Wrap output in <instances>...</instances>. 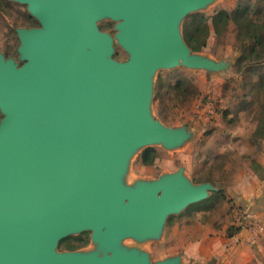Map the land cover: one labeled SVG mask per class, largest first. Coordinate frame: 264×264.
Here are the masks:
<instances>
[{"label":"water","instance_id":"water-1","mask_svg":"<svg viewBox=\"0 0 264 264\" xmlns=\"http://www.w3.org/2000/svg\"><path fill=\"white\" fill-rule=\"evenodd\" d=\"M16 1L41 27L19 29L21 66L0 54V264H153L116 249L120 239L159 235L170 214L215 187L193 184L184 168L134 189L119 180L138 147H174L196 133L151 115V72L182 62L227 77L241 57L194 52L180 30L189 13L217 0ZM103 17L118 21L128 62L110 58ZM84 230L113 251L57 252Z\"/></svg>","mask_w":264,"mask_h":264},{"label":"rangeland","instance_id":"rangeland-1","mask_svg":"<svg viewBox=\"0 0 264 264\" xmlns=\"http://www.w3.org/2000/svg\"><path fill=\"white\" fill-rule=\"evenodd\" d=\"M239 7L247 8L248 15L259 25H264V0H217L208 10L191 12L181 21L180 30L186 43L195 44L194 40L187 41L186 33L194 27L196 16L203 14L212 17L221 9L233 11ZM40 27V22L32 15L28 4L16 0H0V54L7 60H13L21 66L25 59L20 51L21 40L18 31L22 28ZM98 27L111 39L110 58L119 63L128 62L131 55L117 37L118 21L103 17L98 21ZM238 31L236 23L231 21L227 30L216 33L212 31L207 46L194 52L215 60L229 61L236 54L242 53L248 45L243 43L241 46L242 37L240 38ZM204 34L203 32L202 35ZM241 57L236 67L227 71V78L206 69L188 67L182 62L151 72V115L171 129L185 127L189 132L196 133L174 147L158 143L138 147L129 155L119 182L128 189H134L141 183L157 181L164 175L184 168L193 184L211 182L215 189L210 191L205 200L193 203L181 212L170 214L159 235L146 238L126 236L120 239L116 249L145 255L153 264L168 261L171 257H182L186 264H257L258 259H261L260 256H254L252 249L237 243L232 250L218 253V257L208 252V260L199 263L185 255V242L188 239L184 233H178V238H175L172 231L176 223L181 225L180 230L187 225L196 237L204 231L201 226L207 223L227 237H233L240 230H247L238 226L236 216L234 218L236 210L242 208L234 206L235 212H225L224 202L228 195L223 187L229 178L225 166H236L234 162L238 163L239 159L240 162H249L247 155L252 151L250 144L256 143L232 142L228 136L223 139L222 134H250L255 121L258 118L264 119V64L252 65ZM263 60L261 59V62ZM260 77L261 86L257 87L256 83ZM2 118L3 113L0 110V122ZM262 132L259 129L255 133L258 135ZM149 147L155 148L158 153L153 164L145 165L142 162V153ZM261 233L263 232L258 231L257 234ZM80 236L87 238L88 243L83 245L76 241L74 237ZM69 243L80 246L70 249ZM232 244L234 246V243ZM56 250L61 253L91 252L100 256L113 251L95 242L91 230L69 235L60 242Z\"/></svg>","mask_w":264,"mask_h":264},{"label":"crops","instance_id":"crops-1","mask_svg":"<svg viewBox=\"0 0 264 264\" xmlns=\"http://www.w3.org/2000/svg\"><path fill=\"white\" fill-rule=\"evenodd\" d=\"M211 6L207 7L203 11L208 10ZM230 25L231 21L229 22L227 28H229ZM210 26L211 33L212 31L215 32L211 23ZM240 44L242 46V43ZM240 54L242 55V53H238L236 55ZM238 59H240V57ZM261 63L264 64V60L260 63L254 64ZM236 64L227 71L235 68ZM254 64L252 63V65ZM259 80H261V77L258 78L256 83L257 87L261 86V81ZM219 126L226 127L225 125ZM239 126H241V124H239ZM259 129L263 132L257 135L255 132ZM222 135L223 139L228 136L227 138H230L232 142L248 141L250 143H256L255 145L250 144L252 151L247 155L249 157V162H240L239 159L238 163L235 164L234 162V165L236 166L232 165L230 168L229 166H225V170L227 169V172L229 173L228 181L223 187L226 190V195H228L227 200L224 202L225 212L229 213L230 210L235 212L233 207L238 206L239 208H242V210L248 211L264 223V119L258 118L257 121H255L250 134L236 135V133H234L233 135ZM254 162L258 164L259 169H254ZM237 212L238 209L235 212L234 218ZM209 225L210 224L207 223L201 226V229H204V231L198 237L191 233L192 231L187 227V225H184L185 228L183 230H180L181 225L178 223H176L172 228L175 238H178V233L183 232L185 238L188 239V241L185 242L187 245L185 246V255L189 259L194 258L196 262L200 263L208 260V252H212L213 256L218 257V253L222 254L225 253V251H230L237 246V243H239V246L252 249L255 257L260 256L262 260L258 259L257 264H264V231H262L263 233L261 234H257L258 231L252 232L249 230H240L233 237H227L224 236L223 233H220V231L217 232ZM232 243H234V246ZM222 247L224 249H222Z\"/></svg>","mask_w":264,"mask_h":264},{"label":"trees","instance_id":"trees-1","mask_svg":"<svg viewBox=\"0 0 264 264\" xmlns=\"http://www.w3.org/2000/svg\"><path fill=\"white\" fill-rule=\"evenodd\" d=\"M247 12V8L239 7L233 11L225 9L219 10L212 17L203 14H200V17L196 16L194 27L191 28L190 32L186 33L187 41L194 40L195 42L194 45L190 43V47L193 51H201L207 46V41L211 33L210 23L213 25L215 32H220L221 30H226L230 21H234L239 30L240 38L242 37V45L243 43H248L247 47L242 51L243 55L241 58L247 59L251 64L260 63L261 59H264V25L256 23ZM203 32L205 33L204 35H202ZM157 153V150L153 147L145 149L142 153V162L145 165L153 164ZM253 167L256 170L259 169L256 162L253 163ZM74 238L83 245L88 243V239L83 236ZM79 246L69 243L70 249H75Z\"/></svg>","mask_w":264,"mask_h":264},{"label":"built area","instance_id":"built-area-1","mask_svg":"<svg viewBox=\"0 0 264 264\" xmlns=\"http://www.w3.org/2000/svg\"><path fill=\"white\" fill-rule=\"evenodd\" d=\"M236 219L238 221V226L243 227L244 229L259 232L264 231V223L246 210H239L236 213Z\"/></svg>","mask_w":264,"mask_h":264}]
</instances>
